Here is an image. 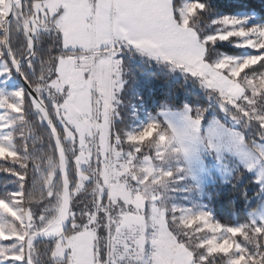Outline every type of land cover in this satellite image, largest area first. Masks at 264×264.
Segmentation results:
<instances>
[{"label": "snow or ice", "instance_id": "1", "mask_svg": "<svg viewBox=\"0 0 264 264\" xmlns=\"http://www.w3.org/2000/svg\"><path fill=\"white\" fill-rule=\"evenodd\" d=\"M0 264H264V0H0Z\"/></svg>", "mask_w": 264, "mask_h": 264}, {"label": "trees", "instance_id": "2", "mask_svg": "<svg viewBox=\"0 0 264 264\" xmlns=\"http://www.w3.org/2000/svg\"><path fill=\"white\" fill-rule=\"evenodd\" d=\"M6 182V177H0V185H3Z\"/></svg>", "mask_w": 264, "mask_h": 264}, {"label": "rangeland", "instance_id": "3", "mask_svg": "<svg viewBox=\"0 0 264 264\" xmlns=\"http://www.w3.org/2000/svg\"><path fill=\"white\" fill-rule=\"evenodd\" d=\"M0 177H2V175H0ZM7 179V178H6Z\"/></svg>", "mask_w": 264, "mask_h": 264}]
</instances>
